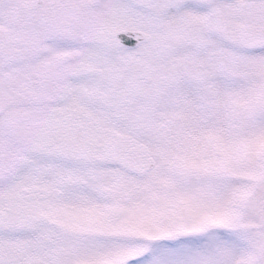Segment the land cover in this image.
I'll return each instance as SVG.
<instances>
[{
  "label": "snow or ice",
  "instance_id": "1",
  "mask_svg": "<svg viewBox=\"0 0 264 264\" xmlns=\"http://www.w3.org/2000/svg\"><path fill=\"white\" fill-rule=\"evenodd\" d=\"M0 264H264V0H0Z\"/></svg>",
  "mask_w": 264,
  "mask_h": 264
}]
</instances>
